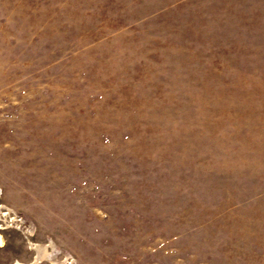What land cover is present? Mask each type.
Segmentation results:
<instances>
[{
    "label": "rangeland",
    "instance_id": "1",
    "mask_svg": "<svg viewBox=\"0 0 264 264\" xmlns=\"http://www.w3.org/2000/svg\"><path fill=\"white\" fill-rule=\"evenodd\" d=\"M0 235V264H264V0H0Z\"/></svg>",
    "mask_w": 264,
    "mask_h": 264
},
{
    "label": "bare ground",
    "instance_id": "2",
    "mask_svg": "<svg viewBox=\"0 0 264 264\" xmlns=\"http://www.w3.org/2000/svg\"><path fill=\"white\" fill-rule=\"evenodd\" d=\"M2 237H1V235H0V244L1 243H3L2 242ZM2 245V244H1ZM35 249H39L41 252H42V255H44V257L49 253L45 248L44 249H41V247L40 246H38V245H35V247H34Z\"/></svg>",
    "mask_w": 264,
    "mask_h": 264
},
{
    "label": "built area",
    "instance_id": "3",
    "mask_svg": "<svg viewBox=\"0 0 264 264\" xmlns=\"http://www.w3.org/2000/svg\"><path fill=\"white\" fill-rule=\"evenodd\" d=\"M14 221H15V222H19V223H20V222H22V219H21V218H19V217H15Z\"/></svg>",
    "mask_w": 264,
    "mask_h": 264
}]
</instances>
